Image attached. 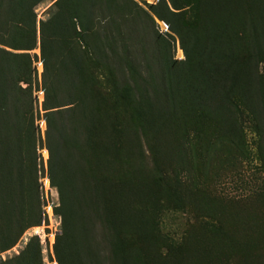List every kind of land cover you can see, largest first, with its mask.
Returning <instances> with one entry per match:
<instances>
[{
  "label": "rangeland",
  "instance_id": "rangeland-1",
  "mask_svg": "<svg viewBox=\"0 0 264 264\" xmlns=\"http://www.w3.org/2000/svg\"><path fill=\"white\" fill-rule=\"evenodd\" d=\"M54 1L44 0L33 8L35 23L29 51L0 46V51L29 57L28 63L15 60L13 69L21 63L23 69L28 66L25 84L20 82L17 87L26 88L31 100L42 213V223L25 229L10 249L0 253V263L16 260L28 239L36 237L41 264H56L54 236L62 232L59 213L64 209L56 190L48 184L44 118L47 111L60 110L58 128L68 138L72 129L77 133L78 144L73 156L78 162L72 169L77 175L73 172L70 176L72 187L79 189L75 183H79L85 173H88L87 179L92 178L98 184L102 224L89 235L91 264H264V120L258 130L261 134H257L249 110L243 108L245 102L254 99L253 105L256 101L257 111H262L264 116V102L259 105L256 96L246 92V87L251 86L242 80L245 73L238 76L235 88L225 90L237 114L233 110V115L225 118L223 127L222 119L211 117L209 105L213 98L208 91L197 98L189 97L190 103L182 100L184 85L196 76L194 69L185 66L188 59L182 47L192 53V48L200 51L203 45H199L197 39L203 36H194L193 32L180 36L170 33L165 22L149 13V7L156 6L159 0H130L152 21H146L149 30L146 39L137 32L131 35V45L145 40L141 45H146V55L139 61L144 59L143 68L151 69L152 82L149 83L158 96L153 102L151 126L141 132L121 110L112 106L108 99L109 86L101 69L93 73V85L88 87L81 81L73 61H82L85 56L81 55L88 52L81 49L77 27L73 30L67 26L66 36L73 35L74 38L68 40L73 47L63 53L52 48L53 60H48L47 64L50 71L43 72L39 22L55 12ZM260 13L264 32V3H261ZM61 27L63 22L57 20L44 35L47 38L61 35L65 31ZM236 32L230 39L241 45L244 39L241 40L240 31ZM18 33L15 32V37ZM206 49H212L211 45ZM49 52L51 49L47 48L46 54ZM4 58L6 55L0 53V88L5 84ZM168 66L174 68L171 80H167L168 73H165ZM252 67V73L258 76L264 90V47L263 55ZM141 73L146 76L145 70ZM14 75L10 74L11 85L17 77ZM163 97L165 100L161 102ZM194 105L198 107L194 109ZM115 129L120 132L119 143L115 142ZM90 142L94 145L92 150ZM216 156L221 164L224 161L230 164L220 168L217 161H213ZM206 160L212 164L205 163ZM164 190L177 191L183 207L178 209L171 203L165 204ZM105 212L119 214L118 232L128 247L124 258L118 255L110 259L115 231L103 224ZM63 242L62 249L66 251L69 243L67 239ZM215 243L234 248L229 253L210 251L209 247ZM62 262H69L66 254Z\"/></svg>",
  "mask_w": 264,
  "mask_h": 264
},
{
  "label": "trees",
  "instance_id": "trees-1",
  "mask_svg": "<svg viewBox=\"0 0 264 264\" xmlns=\"http://www.w3.org/2000/svg\"><path fill=\"white\" fill-rule=\"evenodd\" d=\"M42 1L44 0H0L1 47L20 51H29L32 48V31L35 23L33 8ZM261 3H264V0H159L156 6L149 7V13L159 21L165 22L170 33L180 36L181 33L193 32L194 36H203L204 39L200 36L197 39V43L203 45L200 51L196 52L195 48H192V53L190 49L182 47L188 59L185 66L196 72L191 82L184 85L185 98L182 100L190 103L189 97L197 98L208 91L213 98L209 105V112L213 115L211 117L214 120L222 119L223 127L226 126L225 118L233 115L235 110V106L228 102L225 90L235 88L238 76L243 72L245 74L242 75V80L251 86L246 87V92L256 96L255 100L257 99L259 105L260 102H264V90L261 89L260 80L252 73L253 63L259 61L263 55ZM53 7L55 12H50L44 22H39L41 33L39 50L43 72L46 74L50 71L47 64L48 60H53L52 48L63 53L69 47H73L74 44L68 40L74 37L66 36V31L68 34L67 26H71L73 30L77 27L81 49L88 52L81 55L85 56L82 61H73L81 81L88 87L93 85V73L101 69L109 86L108 99L112 106L121 110L128 121L141 132L149 128L154 118L153 102L158 96L154 93L153 85L149 83L152 77L151 69L147 66L143 68L144 59L139 61L146 55V45H141L145 40L131 45V35L133 37L137 32L141 34L142 39H146L149 34L146 21L152 23L150 16L130 0H55ZM57 20L63 22L61 30L65 31H62L61 35L56 34L47 38L44 32ZM237 30L241 33V40L244 39L241 45L230 39V35L237 33ZM16 31L19 33L15 37ZM229 39L232 41L231 44ZM209 44L212 49L204 50ZM47 48H50L51 52L46 54ZM0 53L6 55L5 84L0 88V253H2L16 243L25 229L39 226L42 223V213L36 177V138L32 126L31 100L26 88L17 87L20 82L25 84L29 76L28 66L23 69L21 63L13 69L15 60L28 63L29 57L26 54L13 55L3 50ZM142 69L145 70V77L142 76ZM173 70L174 68L169 66L166 68L167 80H171ZM14 73L17 77L15 83L13 80L11 85L10 74L12 76ZM164 100L163 97L161 102ZM253 101L254 99L245 102L243 108L249 110L251 120L255 122L254 129L259 134L258 130L262 127L264 116L262 111H257L256 101L255 106ZM58 107L60 106L56 108ZM196 107L198 106L194 105V109ZM201 107L202 110L205 109ZM234 114H237L236 110ZM60 115V110H51L45 113L44 118L48 184L50 188L56 190L64 209L61 214L59 213L62 232L59 236H54L53 256L56 264H64L62 258L65 259V254L69 261L66 264H91L87 245L91 240L89 235L97 225L102 224L98 184L92 178L87 179L88 173H85L81 175V181L75 183L79 189L72 187L70 176L73 172L77 175V171L72 172L74 163L78 162L73 156L78 144L77 133L72 129L68 138L63 130L58 128ZM114 138L115 142L119 143L120 132L117 129L114 131ZM93 146L90 142L91 150ZM213 161H217L220 168L230 164L228 161L221 164L218 162L220 161L218 156ZM205 163L212 164L209 160ZM67 170L71 173L69 174ZM164 192L165 204L171 203L178 209L183 207V200L177 191ZM102 215L103 224L114 228L115 231V242L110 244L112 256L110 259L114 260L118 255L124 258L128 247L118 232L119 214L105 212ZM66 239L69 246L65 251L62 249V242ZM233 248L231 245L215 243L209 250L229 253ZM248 251L246 248V252ZM15 259L0 264H41L37 238H29Z\"/></svg>",
  "mask_w": 264,
  "mask_h": 264
}]
</instances>
